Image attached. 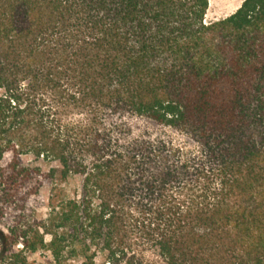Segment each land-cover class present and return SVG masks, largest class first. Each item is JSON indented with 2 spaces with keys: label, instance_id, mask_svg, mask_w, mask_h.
I'll list each match as a JSON object with an SVG mask.
<instances>
[{
  "label": "trees",
  "instance_id": "16d2710c",
  "mask_svg": "<svg viewBox=\"0 0 264 264\" xmlns=\"http://www.w3.org/2000/svg\"><path fill=\"white\" fill-rule=\"evenodd\" d=\"M208 2L0 0L6 264H264V0Z\"/></svg>",
  "mask_w": 264,
  "mask_h": 264
},
{
  "label": "rangeland",
  "instance_id": "374dc122",
  "mask_svg": "<svg viewBox=\"0 0 264 264\" xmlns=\"http://www.w3.org/2000/svg\"><path fill=\"white\" fill-rule=\"evenodd\" d=\"M241 1L242 0H209L204 17L205 21H214L228 16L239 6ZM131 122L135 131L141 128H147L153 133H170L168 129L152 124L151 122L146 121L142 118H133ZM78 182L79 181L77 178L69 180L68 188H74L75 186H77ZM39 194L40 197L38 199H35L32 202V205L36 206L38 212H42L44 208L41 197L44 198L46 196L47 187H42ZM38 205L39 207H37ZM79 260L80 259L76 258L70 261V264H78L80 262ZM6 262L7 261L5 259L0 258V264H6ZM26 264H52L51 256L45 250H38L34 253H27ZM92 264H105L103 256L101 254H98L93 260Z\"/></svg>",
  "mask_w": 264,
  "mask_h": 264
}]
</instances>
